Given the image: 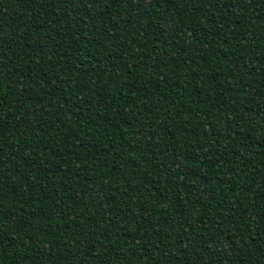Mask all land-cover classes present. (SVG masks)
Returning a JSON list of instances; mask_svg holds the SVG:
<instances>
[{"label": "trees", "instance_id": "obj_1", "mask_svg": "<svg viewBox=\"0 0 264 264\" xmlns=\"http://www.w3.org/2000/svg\"><path fill=\"white\" fill-rule=\"evenodd\" d=\"M0 264H264V0H0Z\"/></svg>", "mask_w": 264, "mask_h": 264}]
</instances>
